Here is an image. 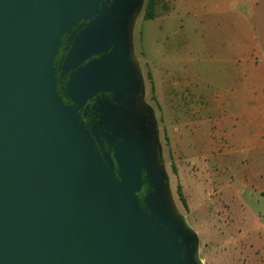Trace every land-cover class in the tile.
Instances as JSON below:
<instances>
[{"label": "water", "instance_id": "water-1", "mask_svg": "<svg viewBox=\"0 0 264 264\" xmlns=\"http://www.w3.org/2000/svg\"><path fill=\"white\" fill-rule=\"evenodd\" d=\"M143 3L115 0L105 14L103 0H0V264H203L155 127H127L106 100L90 129L76 115L97 94L120 103L142 86L130 29ZM86 21L62 65L69 106L53 63Z\"/></svg>", "mask_w": 264, "mask_h": 264}, {"label": "rangeland", "instance_id": "rangeland-1", "mask_svg": "<svg viewBox=\"0 0 264 264\" xmlns=\"http://www.w3.org/2000/svg\"><path fill=\"white\" fill-rule=\"evenodd\" d=\"M179 1V7L170 9L163 0L151 20L143 19L141 9L130 29L145 92L140 104L150 108L155 121L157 158L173 206L196 233L203 264H264V251L256 248V241L264 243V197L245 188V162L239 156L231 161L209 153L206 122L198 126L199 114L180 113L175 106L181 92L190 99L195 86L205 96L212 90V76L223 72L213 59L223 50L210 48L222 40L223 14L203 20L214 24V33L199 27L192 34L186 14L191 1ZM258 8L264 9V1ZM177 184L186 206L178 198Z\"/></svg>", "mask_w": 264, "mask_h": 264}, {"label": "crops", "instance_id": "crops-1", "mask_svg": "<svg viewBox=\"0 0 264 264\" xmlns=\"http://www.w3.org/2000/svg\"><path fill=\"white\" fill-rule=\"evenodd\" d=\"M164 1L170 9L180 4ZM190 1L187 32L192 34L199 27L214 33V24L205 22L212 14H223L222 40L210 47L223 50L213 58L223 72L212 76V90L205 96L196 86L190 99L181 92L176 110L199 114L198 126L207 124L209 153L231 161L239 156L246 164L245 188L264 197V9L258 8L264 0ZM256 248L264 251L262 240L256 241Z\"/></svg>", "mask_w": 264, "mask_h": 264}, {"label": "flooded vegetation", "instance_id": "flooded-vegetation-1", "mask_svg": "<svg viewBox=\"0 0 264 264\" xmlns=\"http://www.w3.org/2000/svg\"><path fill=\"white\" fill-rule=\"evenodd\" d=\"M115 0H103L102 5V11L106 14L107 10H112L111 6L114 3ZM134 2V0H120V5L127 6ZM146 0H144L143 3V10L145 6ZM131 21H128L127 25L130 24ZM88 21L86 22H80L76 27H74L69 33L64 34L60 37L59 40V46H58V52L57 55L54 58L53 63V69H54V78L57 83V90L58 94L62 97V100L66 105L71 106V103L66 101L63 97V89L64 85L69 77V73H65L62 71V65L63 62L67 56V53L69 49L71 48L72 44V35L74 33H78L80 31L79 26L82 28L86 27L88 25ZM131 56L133 55V52L130 53ZM97 58L96 56L92 57L91 59ZM87 63V61H84L80 66H84ZM139 75L136 74L135 80L138 82ZM143 96L145 98V92L144 89H142V86L134 87L124 93V95L121 97L123 101L115 102L112 100L110 94H97L94 98L87 101V103L84 105V107L77 111V119L80 123L84 125L86 129H90L91 126L96 122L97 115L94 110V106L98 107L97 99L99 100H106L111 105H116L117 107H122V111H124V119L127 122V127H141L144 126V128H150L155 125L154 118H150L151 110L149 107L142 106L140 103L142 102ZM96 148L100 152V154H103L105 151H107V146L104 142H101V144L98 146L96 145Z\"/></svg>", "mask_w": 264, "mask_h": 264}, {"label": "trees", "instance_id": "trees-1", "mask_svg": "<svg viewBox=\"0 0 264 264\" xmlns=\"http://www.w3.org/2000/svg\"><path fill=\"white\" fill-rule=\"evenodd\" d=\"M163 0H146L145 6H144V11H143V19L144 20H151L155 19L158 16V8H160V5ZM173 173L176 174V169L174 166H172ZM176 193L178 195L179 200L181 203L185 205V201L182 195V189L179 184L176 186ZM262 196H264V191L262 192ZM143 197V193H140L139 198L140 200Z\"/></svg>", "mask_w": 264, "mask_h": 264}]
</instances>
